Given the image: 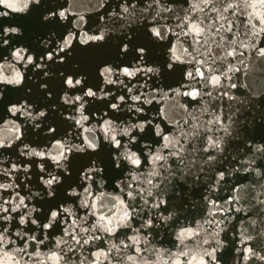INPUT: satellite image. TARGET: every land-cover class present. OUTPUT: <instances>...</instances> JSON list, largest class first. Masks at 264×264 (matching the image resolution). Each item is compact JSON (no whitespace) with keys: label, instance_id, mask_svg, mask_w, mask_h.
I'll return each instance as SVG.
<instances>
[{"label":"snow or ice","instance_id":"obj_1","mask_svg":"<svg viewBox=\"0 0 264 264\" xmlns=\"http://www.w3.org/2000/svg\"><path fill=\"white\" fill-rule=\"evenodd\" d=\"M0 9L24 14L39 13L38 20L45 27L58 24L62 20L68 21L72 26L66 34L61 33L58 39L55 33L48 34L42 40L43 48L33 55L28 46L14 47L17 41L13 36L20 34V27L10 26L6 20L0 22V84L21 85L25 80L21 67L27 71L40 69L39 74L42 77H49L52 65L63 64L71 57L76 50L74 42L76 46L104 47L105 30L84 31L83 25L87 23L84 17L69 20V13L62 5L49 7L42 4V0H0ZM137 11L140 17H137ZM107 15L111 21V30L122 33L116 45L117 57H126L130 52V45L135 55L132 56L133 62L127 64L124 60L119 63L105 60L102 65L97 66L98 79L102 78L104 85L122 88V94L117 95L112 88L105 90L99 85L90 86L87 73L78 69L70 72L59 71L56 75L63 91L61 99L80 113L79 118L69 116L68 119H72L79 126L82 143L68 144L52 135L55 143L38 150L23 142L24 132L17 121L21 117L27 118L33 121L34 129H39L40 118L46 119L47 113L44 110L34 111L31 102L27 100L21 103L7 99L5 103L6 89H0V103L4 104L7 113L16 117V120L7 121L0 126L10 132V136L0 137V150L12 149L15 141H21V155L37 157L41 161L51 160L57 168H63L64 171L59 175L46 173L47 179L44 175L40 177L48 189V195L55 196L57 188L54 186L62 183L65 174H70L69 166L65 163L69 156L77 152L94 153L101 147L98 143L99 137L94 134L96 129L85 126L89 121V116L84 114V106L89 102L86 98L107 101L104 106L113 113L124 109L143 113V105L151 104L156 99L157 92L156 88H151L148 93L144 89L150 87L148 81L152 79L151 74L159 73L160 69L149 66L146 57L150 49L146 45L132 43L135 29L131 27V23L136 19H140L145 27L149 40L167 41L166 68L182 72L184 82L176 89L170 88L169 92L174 96L197 101L200 110L189 111L190 106L183 105L188 119L176 121L173 125L175 131H165L146 117L128 125L117 124L113 119H106L109 113L105 112L100 117L99 131L107 141L113 166L116 169L126 168L127 174L123 180L118 181L119 191L113 194L101 191L103 185L94 189L91 183H87L94 180L92 173L99 175L104 171L103 168L96 167L95 160L82 168L80 178L85 182L82 184V191L71 189L68 195L81 198L80 207L85 210L83 215L73 214L61 203L58 208L50 211L47 223L39 224V218H31L26 211L29 205L20 194L21 185L0 181V264H85V260L88 264H100L101 256L107 264H113V261L115 264H124L122 250L130 248L134 253H139L140 258L146 260V264H161V260L162 264H215L216 249L213 247L209 251L205 248L201 253V245L210 244L211 241H200V232L192 227H181L177 231L175 238L179 242L176 246L178 251L167 250L161 253L154 248L153 253L161 257V260H147V245L150 243L148 237L151 233L143 230L153 227L152 217L143 220L139 227L132 228L131 224L134 215H139L137 201H142L143 205L150 208L163 209L158 212V218L164 222L171 220L168 201L155 190L165 183L172 185L174 181L178 185L181 177L185 178V182L190 179L197 183L204 175L206 167L217 168L215 177L207 187L209 193L218 191L217 185L226 175L220 162H229L227 149L233 147L232 142L237 141V138L239 141L235 145L236 155L231 156L232 169L227 175L255 172L264 180V172L253 167L256 156H264V143L254 144V137L248 134L247 117L252 114L251 108L254 107L252 99L247 93H243L244 99L236 104L230 103L238 100L236 89L247 87L238 84L237 79H234L235 73H240L242 69L246 71V59L258 58L261 69H264V46H261V41L264 40V0H120L116 8ZM8 16L9 11L0 10V18ZM99 19L104 21L105 18L101 16ZM5 52H10V55L3 54ZM179 65L188 67L177 69L176 66ZM39 87L44 90L46 97H52L47 80H43ZM69 90H72V94ZM258 99L264 103V97ZM201 116H207L208 119L201 121ZM260 119L264 122V114H261ZM253 121L255 122V117ZM146 130L148 134L159 139L155 141V148L146 146L149 151L144 153L146 159H142L134 147L138 134L145 133ZM56 132V128L48 126V134ZM241 133L244 134L243 137ZM21 145H17V148ZM249 153H252L251 157ZM29 166L28 162H10L9 167L0 169V177L11 181L14 173L27 172ZM39 168L42 173L45 172L43 163ZM261 187L264 188V184ZM3 193L9 195L4 197ZM262 197L264 192L258 194L252 186H242L239 183L233 185L231 195L223 201V206L210 195H205L203 198L208 207L205 209L207 218L204 223L214 226L211 230L219 235L216 229L220 228L223 220L218 217L235 219L229 214L241 212L242 208L238 205L242 201H257L262 206L259 212L264 215ZM13 221L17 222L15 227ZM29 223L44 231L39 235L22 233L19 226ZM54 225H62V235L49 244L48 230L53 229ZM122 227L130 228L132 235L117 241L114 237ZM223 230L220 228V231ZM186 240H191L192 243L188 244ZM98 242L110 246L105 249L97 247L95 259H89L88 256L79 261L75 259L77 248L83 250L85 246L97 245ZM141 244L144 247H140ZM42 246L47 251H42ZM248 251L253 253L251 248ZM250 258L264 260V255L256 252L244 259ZM136 259L135 255L126 257L133 264Z\"/></svg>","mask_w":264,"mask_h":264},{"label":"water","instance_id":"obj_2","mask_svg":"<svg viewBox=\"0 0 264 264\" xmlns=\"http://www.w3.org/2000/svg\"><path fill=\"white\" fill-rule=\"evenodd\" d=\"M119 3L120 0H42V4L45 6L56 7L57 5H62L69 13V20L74 21L79 16H83L87 21L83 25L84 31L104 29L106 32V41L103 48L88 45L76 46V42H74L76 50L65 63L52 65L49 77H42L39 74L40 69L27 71L21 67L20 70L25 74V80L21 85L0 84V89H6L7 97L5 103H7V99L14 102L20 101L21 103L27 100L31 102L34 111L44 110L47 113L46 119L43 117L40 118L39 122L41 123V127L39 129H34L32 127L33 121L27 118L21 117L17 121L20 124L21 130L24 132V143L29 144L31 147H36L38 150L44 149L55 143L51 138L52 135H55L56 139L65 140L68 144L82 143V139L79 136V126L75 125L72 119H68L69 116L79 118L80 113L75 111L72 105L63 103L61 99L63 91L60 87V80L56 75L59 71L70 72L78 69L83 73H87L88 84L90 86L99 85L100 87H104L105 90L112 88V91L117 95L122 94V88L114 85H104L103 79H98L97 72V66L102 65L105 60L117 63L120 60H124L126 64L133 62L132 56L135 53L131 51V45L130 52L126 57L118 58L116 55V45L122 33L111 30V21H109L107 13L113 8H116ZM101 4L104 6L101 7ZM0 10L9 11V16L0 18V22L6 20L10 26L20 27V34L13 36V39L17 41L14 47L28 46L32 50L33 55L37 54L43 48L42 40L47 38L48 34L55 33L58 39L61 33L66 34L72 27L68 21L63 20L58 24L45 27L38 20L39 13L24 14L12 12L8 9ZM136 15L140 17L139 11H137ZM101 16H104V21L99 19ZM105 25H108V27L105 28ZM131 27L135 29L132 43L146 45L150 49L149 55L146 57L149 61V66L160 69L159 73L151 74L152 79L148 81L150 87L144 89L145 93H148L151 91V88H156V99L151 104L145 103L143 105V113L129 112L127 109L113 113L110 108L104 106L107 101L97 98H86L89 102L84 106V114L89 116V121L85 126H91L96 129L94 134L99 137L98 143L101 147L94 153L91 151L88 153L77 152L69 156V160L65 163L69 166L70 174H65L62 183L54 186L57 188L55 196L48 195V189L40 177L44 175L45 179H47L46 173L59 175L64 171L63 168H57L51 160L41 161L37 157L21 155V151L23 150L21 141H15L12 149H8L7 151L0 150V169L9 167L10 162L20 164L23 161L30 164L27 172L21 171L14 173L11 181L5 177H0V181L19 183L21 185L19 189L20 194L26 198V203L29 205L26 211L30 213L31 218L38 217L39 224L47 223V217L50 211L58 208L61 203L65 207H68L73 214L78 213L83 215L85 210L80 207L81 198L69 196L68 192L71 189H75L77 192L82 191V184L85 182L80 178L81 169L88 166L91 160H95L96 167L103 168L104 171L99 175L92 173L94 180L88 181L87 183H91L94 189L103 185L100 190L107 193L115 194L119 191L117 183L125 178L127 169H116L113 166V157L110 153L109 146L107 145V141L103 139V133L99 131L100 117L105 112L109 113L105 118L113 119L117 124L128 125L135 123L138 119L146 117L154 125L159 124L165 131L169 129L175 131L173 125H175L176 121L182 122L188 119V113L182 107L183 105H189V111L195 110L199 112L200 110V105L197 101H192L188 97L174 96L169 92L170 88L176 89L184 81L181 71H172L166 68L168 53L165 44L167 41L154 42L149 40V34L140 22V19L134 20L131 23ZM261 46H264V40L261 41ZM3 54L10 55V52ZM177 54L180 53L178 52ZM245 63L247 64L246 71L242 69L240 73H235L234 79H237L238 84L247 85V87L236 89L238 100L230 103H238L240 99H244L243 93H247L254 105L251 108L252 114L247 117L248 134L254 137V144L264 143V122L260 119L261 114H264V103L258 99L264 97V69H261L260 60L256 57L246 59ZM176 67L177 69L187 68L188 65H179ZM43 80H47L49 83V90L53 93L51 98L46 97L44 90L39 87V84ZM29 89H31L30 92ZM69 92L72 94V90H69ZM108 99H111V97ZM17 116H19V113ZM253 117H255V122L253 121ZM206 119H208L207 116H201V121ZM10 120H16V117L7 113L4 104L0 103V126ZM49 125L57 129L55 134H48ZM85 135L88 134L86 133ZM243 135L241 133V137ZM4 136H10V132L0 127V137ZM141 136L144 138L140 139ZM158 139V137L148 134L147 130L145 133H139L134 150L141 154L142 159H146L144 153L149 151V148L146 146L151 145L152 148H155V141ZM238 141L239 138H237V141L232 142L233 147L227 149L226 154L229 155V162H220L226 175L225 179L217 185L218 191L208 192L207 186L212 182L217 171V168L210 166L205 168L204 175L201 176L200 181L197 183H193L190 179L185 182V178L181 177L180 184L177 185L175 181L172 185L165 183L160 189L155 190L159 191L161 196L168 201L167 208L168 212L172 213L171 220L164 222L158 218V212L163 209L150 208L147 205H143L142 201H137L139 215H134L131 227H139L143 220L149 216L153 220V227L143 230L151 233L148 237L150 243L147 245V260H161V257L153 253L154 248L159 249L161 253L167 250H172L173 252L178 251L176 246L179 242L175 238L177 231L181 227H192L200 232V237L198 238L200 241L204 239L211 241L210 244L201 245L199 249L201 253L205 248L209 251L213 247L216 249L215 264H264V260L244 259L245 257L252 256L256 252L264 255V215L259 212L262 206L257 201H249L247 203L242 201L238 205L242 208V211L229 214L230 216H234L235 219L218 217L223 220L220 228L224 229L223 231H220V228L216 229L219 235H216L211 230L214 226L204 223L207 218L205 209L208 207L207 201L203 198L205 195H210L211 198L216 199L223 206V201L231 195V189L237 183L242 186H252L258 194L264 192V188L261 187L264 184V180H261L255 172H248L246 174L236 173L231 176L227 175L228 171L232 169L231 156L236 155L235 145ZM17 145H21V147L17 148ZM194 155L198 156L201 154L194 153ZM251 155L252 153H249V157ZM31 161H35V163H31ZM41 163L45 165L44 173L39 168ZM253 167L259 168L261 172H264V156L258 154ZM195 174V170H193V175ZM8 195L9 193H3L4 197ZM33 208H35V211H33ZM22 211L25 210L22 209ZM245 213H248V215H245ZM167 214L165 213V215ZM177 220L179 223H176ZM12 224L15 227L17 222L13 221ZM19 227L22 233L28 232L29 234L39 235L44 231L42 228L31 223ZM61 229L62 225H54L53 229L48 230L50 233L48 237L49 244L54 243L62 235ZM129 235H132L131 229L122 227L114 239L117 241L123 240ZM185 242L188 244L192 243L191 240H186ZM109 246L110 244L105 245L103 242H98L97 245L85 246L83 250L77 248L75 259L79 261L85 256H88L89 259H95L94 254L97 247L105 249ZM139 246L144 247L143 244ZM249 248L253 249V253L248 251ZM41 250L47 251L43 246ZM69 255L73 254L69 253ZM121 255L125 257L124 264H133V262L126 260L128 255H135L137 257L135 264H146V260L140 258V254L134 253L131 248L122 250ZM163 259H167V257H163ZM99 260L100 264H107L103 256L99 257ZM85 264H88L87 260H85ZM113 264H115V261H113Z\"/></svg>","mask_w":264,"mask_h":264}]
</instances>
